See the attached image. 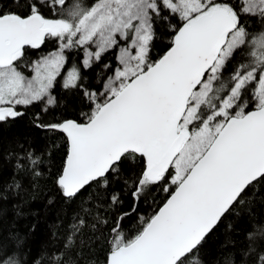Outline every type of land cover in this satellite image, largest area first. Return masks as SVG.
Instances as JSON below:
<instances>
[{"label": "snow or ice", "instance_id": "6c2138e0", "mask_svg": "<svg viewBox=\"0 0 264 264\" xmlns=\"http://www.w3.org/2000/svg\"><path fill=\"white\" fill-rule=\"evenodd\" d=\"M31 108L48 157L63 149L62 197L93 189L114 210L95 264H206L225 217L264 204V0H0V159L17 171L39 160L5 132ZM156 188L166 202L129 238ZM221 248L222 264H264V227Z\"/></svg>", "mask_w": 264, "mask_h": 264}, {"label": "trees", "instance_id": "16d2710c", "mask_svg": "<svg viewBox=\"0 0 264 264\" xmlns=\"http://www.w3.org/2000/svg\"><path fill=\"white\" fill-rule=\"evenodd\" d=\"M68 2L71 4L72 0ZM81 3H87V0H81ZM251 31L256 34L257 28ZM53 47L49 41L44 50ZM37 111V108L29 109L5 132L6 147L11 138L26 139L39 163L17 171L14 163L0 159V185H20L19 188L13 186L7 201H0V244L7 245L9 253L14 251L21 264H95L97 259H102L104 237L111 238L110 221L114 210L107 201L96 197L93 189L72 201L62 197L54 180L62 162L63 149L56 153L54 162L48 157L45 149L52 143V137L50 133L32 126ZM56 143L62 145L63 139L58 136ZM167 196L156 188L146 200L141 201L139 211L125 221L129 238L142 229L144 221L154 214ZM131 204L132 198L124 195V208L129 209ZM251 211L253 215L242 209L240 216L232 214L225 217L205 245L203 259L206 264H217L218 259L222 264L221 245L229 236L240 242L254 224L264 227V204L257 203ZM105 221H109L107 225ZM227 224L234 226L230 233L226 230Z\"/></svg>", "mask_w": 264, "mask_h": 264}, {"label": "water", "instance_id": "95a60500", "mask_svg": "<svg viewBox=\"0 0 264 264\" xmlns=\"http://www.w3.org/2000/svg\"><path fill=\"white\" fill-rule=\"evenodd\" d=\"M252 110H253V109H252ZM173 190H174V189H173ZM166 199H167V198H166ZM166 199H165V201H164V202H166ZM164 202H163V203H164ZM163 203H162L160 206H162V205H163ZM158 209H159V208H158ZM158 209H157L156 211H158Z\"/></svg>", "mask_w": 264, "mask_h": 264}, {"label": "flooded vegetation", "instance_id": "af4514ba", "mask_svg": "<svg viewBox=\"0 0 264 264\" xmlns=\"http://www.w3.org/2000/svg\"><path fill=\"white\" fill-rule=\"evenodd\" d=\"M253 108L252 107H250L248 110H252Z\"/></svg>", "mask_w": 264, "mask_h": 264}]
</instances>
